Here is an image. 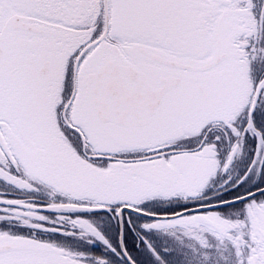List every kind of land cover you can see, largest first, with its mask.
<instances>
[{
	"label": "snow or ice",
	"instance_id": "1",
	"mask_svg": "<svg viewBox=\"0 0 264 264\" xmlns=\"http://www.w3.org/2000/svg\"><path fill=\"white\" fill-rule=\"evenodd\" d=\"M0 264H264V0H0Z\"/></svg>",
	"mask_w": 264,
	"mask_h": 264
}]
</instances>
